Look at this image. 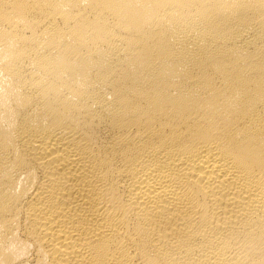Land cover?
I'll return each instance as SVG.
<instances>
[{"label": "bare ground", "instance_id": "6f19581e", "mask_svg": "<svg viewBox=\"0 0 264 264\" xmlns=\"http://www.w3.org/2000/svg\"><path fill=\"white\" fill-rule=\"evenodd\" d=\"M0 264H264V0H0Z\"/></svg>", "mask_w": 264, "mask_h": 264}]
</instances>
